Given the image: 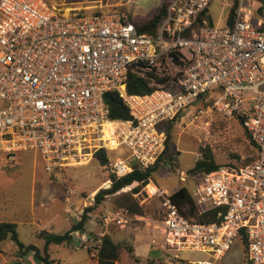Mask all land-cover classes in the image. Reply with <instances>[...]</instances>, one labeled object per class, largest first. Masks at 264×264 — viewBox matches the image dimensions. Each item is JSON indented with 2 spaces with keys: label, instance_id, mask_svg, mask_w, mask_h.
<instances>
[{
  "label": "built area",
  "instance_id": "1",
  "mask_svg": "<svg viewBox=\"0 0 264 264\" xmlns=\"http://www.w3.org/2000/svg\"><path fill=\"white\" fill-rule=\"evenodd\" d=\"M210 1L168 0L155 33L148 34L118 10L0 0V152L14 160L19 152L36 151L47 176L62 183L65 169L104 149L116 158L109 172L121 177L157 161L166 139L161 122L210 97L213 110L243 116L258 157L202 173L190 194L195 214L207 221L182 213L157 187L149 192L162 198L164 245L217 260L245 236L247 264H264V13L254 17V0H236L230 24L234 1L223 24L203 20L193 27ZM129 73L156 87L128 93ZM112 90L129 118L109 117L104 94ZM130 220L125 209L101 215L103 225ZM80 241L89 238L81 233Z\"/></svg>",
  "mask_w": 264,
  "mask_h": 264
},
{
  "label": "rangeland",
  "instance_id": "2",
  "mask_svg": "<svg viewBox=\"0 0 264 264\" xmlns=\"http://www.w3.org/2000/svg\"><path fill=\"white\" fill-rule=\"evenodd\" d=\"M46 1L82 7L87 11L118 10L135 22L145 20L159 5V0ZM233 1H210L208 13L213 24L224 23L228 6ZM209 105L203 99L172 120L168 130L169 151L162 154L148 182L133 194L141 212L131 213L125 209L131 220L123 226L103 225L101 215L107 210L124 209L115 205L116 198L130 192L140 182L133 181L112 194H104L101 202L94 204V195L111 185L109 166L116 159L114 153L108 155L105 165L92 157L84 164L65 169L62 183L56 177L47 176L36 151L19 152L14 160L0 153V222L16 223L19 240L25 246L34 244L43 255L45 240L38 235L40 231L63 233L80 219L86 208L92 207L87 211L84 230L72 232L71 242L48 245V262L35 258L31 250L21 251L6 238L0 241V264H97L98 245L104 234L121 243L122 252L116 264H189L188 261L202 259H210L214 264H247L244 245L238 239L217 260L201 251L166 248L160 225L162 198L149 193L155 187L166 194L182 186L192 191L202 173L193 174L189 169L197 159L205 156L212 157L218 164L239 165L256 156V149L239 119L223 115ZM64 186L72 192L67 194ZM81 233L89 238L85 244H81Z\"/></svg>",
  "mask_w": 264,
  "mask_h": 264
},
{
  "label": "trees",
  "instance_id": "3",
  "mask_svg": "<svg viewBox=\"0 0 264 264\" xmlns=\"http://www.w3.org/2000/svg\"><path fill=\"white\" fill-rule=\"evenodd\" d=\"M167 1L168 0H159L158 8L154 11V13L148 16L145 20L141 22H135L130 17L128 18L130 19V21L134 23L137 31L146 32L148 34H154L161 19L165 15V8H166ZM235 7H236V0H234L233 5L231 6L228 12V16H227L228 24H230L233 20ZM263 13H264V0H254V4H253L254 17L263 15ZM203 20H205L209 24H213V20L211 19L208 13V7L200 13L193 27L198 28L199 25L203 23ZM154 87L156 86L150 85L145 78L140 77L136 75L135 73H129L127 81H126V90L128 93H145V92L152 90ZM203 99L204 97H200L193 104H195L196 102L202 101ZM104 101L108 108V111H109L108 115L110 118H119V119L129 118L128 107L125 104V102L122 100L118 92L114 90L106 92L104 94ZM206 101H208L210 104L211 103L210 97ZM233 116H236L239 119L240 123L243 125V119H244L243 116H241L238 113H235ZM175 118H177V116ZM175 118L163 121L158 125V128L164 131L166 135L165 148L162 154L164 152L169 151L170 134L168 133V130H169L172 120H174ZM247 135L250 138L252 144L254 145V148L256 149V156L252 159L254 160L255 158L258 157V148L256 144L254 143V141L251 139L248 132H247ZM162 154L159 156L157 161L152 166L148 167L145 170H140L138 168H135L131 172H128L127 174L121 177H116L114 174L111 173L109 175V178L111 179L110 187L105 188V189H100L94 195V204L100 203L104 197V194H112L118 191L119 189L125 186H128L133 181H137V182H140V184L131 188L130 192H126L118 196L116 198L117 200L115 201V205L129 210L131 213H140L141 207L138 205V202L133 198V194L139 191V188L141 185L146 184L148 182L150 173L158 165V162ZM93 157L101 165H105L108 162V153L104 149H99L95 151L93 154ZM245 163H242V164H245ZM228 164L236 165V166L239 165L236 163H228ZM221 165H224V164H218L212 159V157L205 156L201 159H197L193 167L189 169V172H192L193 174L209 172V171H213L217 169ZM169 198L173 203H175L178 206L181 212L184 213L185 215L189 217H195L196 219L201 220V221H207L208 219H210L206 215L198 216L195 214L194 202L192 200L190 191L186 187L182 186L178 188L177 190L173 191L172 193L169 194ZM91 208L92 207L86 208L83 214L81 215L80 219H77L75 222H73L63 233H52L48 230L40 231L38 235L44 238L45 240L43 255L40 254L39 249L34 244H28L25 246L24 244L21 243L18 237L17 230H16V223L14 222H9V221L0 222V241L8 238L12 242H14L16 245H18L21 251L31 250L33 251V255L35 258L42 259L44 262H48L49 255L46 251L48 245L50 243H69L71 242L72 232L84 230L85 222L87 219L86 214H87V211H89ZM241 242L243 243L245 251H246L245 236L242 237ZM121 252H122L121 243L114 241L110 235L104 234L100 237V243L98 245V250L96 254L97 264H116V262L120 258ZM149 263L155 264L153 262H149Z\"/></svg>",
  "mask_w": 264,
  "mask_h": 264
},
{
  "label": "water",
  "instance_id": "4",
  "mask_svg": "<svg viewBox=\"0 0 264 264\" xmlns=\"http://www.w3.org/2000/svg\"><path fill=\"white\" fill-rule=\"evenodd\" d=\"M134 182H137V181H134Z\"/></svg>",
  "mask_w": 264,
  "mask_h": 264
}]
</instances>
